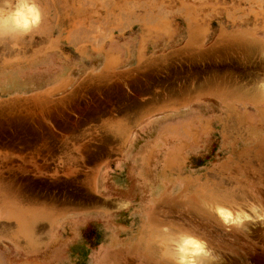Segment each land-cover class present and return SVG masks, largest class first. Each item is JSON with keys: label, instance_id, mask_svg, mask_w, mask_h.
<instances>
[{"label": "rangeland", "instance_id": "1", "mask_svg": "<svg viewBox=\"0 0 264 264\" xmlns=\"http://www.w3.org/2000/svg\"><path fill=\"white\" fill-rule=\"evenodd\" d=\"M35 3L42 13L38 27L27 34L0 37V76L6 74L9 64L37 56L46 47L59 45L61 38L70 44L97 45L127 34L141 23L156 25L160 30L171 25L172 19H186L187 24L201 27L204 47L198 53L177 56L160 87L177 90L200 84L207 94L219 91L227 99L222 122L218 128L208 122L205 133L192 134V147L182 150L180 159L174 157L170 162L158 154L168 164V173L162 177L168 179L167 186L172 190L162 200L164 180L153 189V206L161 202L153 213V229L144 231L141 242L126 246L124 264H174L175 240L184 233L207 243L211 255L204 264H264V0ZM22 86L20 76L13 80L4 77L0 93H24L28 88ZM118 95L113 92L104 108L118 109L122 105ZM22 109L20 102L0 99V174L19 175L13 176L18 180H1L0 193H25L35 202L66 201L77 206L91 202L97 191L96 165L78 166L73 181L22 178L32 173L23 164L28 156H40L44 161L45 152L49 153L45 142L50 141L47 134L25 132L29 127H43L44 121L24 117L27 110ZM73 124L78 137L79 127ZM94 135L90 134L91 141ZM38 147L43 148L41 153ZM56 160L51 158L49 162L54 166ZM59 166L54 167H63ZM155 167L156 163L153 176ZM218 208L229 209L230 215L222 219Z\"/></svg>", "mask_w": 264, "mask_h": 264}, {"label": "crops", "instance_id": "2", "mask_svg": "<svg viewBox=\"0 0 264 264\" xmlns=\"http://www.w3.org/2000/svg\"><path fill=\"white\" fill-rule=\"evenodd\" d=\"M187 23L172 19L160 30L141 23L97 45L61 38L59 45L6 67L0 81L20 76L22 88L28 89L0 93V99L20 102L27 110L24 117L42 119L43 127L25 132L50 139L44 161L28 156L23 164L32 173L22 178L73 181L78 166L98 168L94 199L83 206L0 193V264H124L126 246L141 242L144 231L153 229V213L161 203L153 206V191L168 173L158 154L170 162L180 159L181 151L192 147V134L205 133L208 122L214 123L212 128L220 126L227 101L219 91L207 94L200 84L160 87L177 56L204 47L201 27ZM113 92L122 105L104 108ZM90 134H96L93 141ZM51 158L57 159L54 166L63 167H54ZM1 176L0 181L18 180L13 176L19 175ZM167 180L162 200L172 190Z\"/></svg>", "mask_w": 264, "mask_h": 264}, {"label": "clouds", "instance_id": "3", "mask_svg": "<svg viewBox=\"0 0 264 264\" xmlns=\"http://www.w3.org/2000/svg\"><path fill=\"white\" fill-rule=\"evenodd\" d=\"M42 22V13L35 0H0V37L16 33L27 34ZM222 219L229 209L218 208ZM211 253L207 243L195 235L180 234L175 240L174 264H204Z\"/></svg>", "mask_w": 264, "mask_h": 264}]
</instances>
